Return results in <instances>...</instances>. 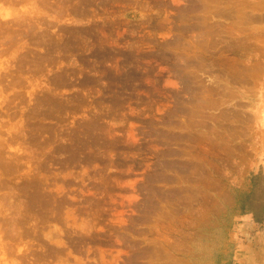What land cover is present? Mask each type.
<instances>
[{
	"label": "rangeland",
	"instance_id": "obj_1",
	"mask_svg": "<svg viewBox=\"0 0 264 264\" xmlns=\"http://www.w3.org/2000/svg\"><path fill=\"white\" fill-rule=\"evenodd\" d=\"M262 162L264 0H0V264H235Z\"/></svg>",
	"mask_w": 264,
	"mask_h": 264
},
{
	"label": "trees",
	"instance_id": "obj_2",
	"mask_svg": "<svg viewBox=\"0 0 264 264\" xmlns=\"http://www.w3.org/2000/svg\"><path fill=\"white\" fill-rule=\"evenodd\" d=\"M248 191L237 192L234 195L235 208L241 216L251 217L253 224L257 229H262L264 225V172L259 171L256 174L248 177ZM228 226L225 230L230 229ZM222 228L213 229V231H222ZM223 243L228 247L226 255L220 253V264H234L232 254V245L228 243L226 232L223 230ZM222 260V261H221ZM223 262V263H222Z\"/></svg>",
	"mask_w": 264,
	"mask_h": 264
},
{
	"label": "crops",
	"instance_id": "obj_3",
	"mask_svg": "<svg viewBox=\"0 0 264 264\" xmlns=\"http://www.w3.org/2000/svg\"><path fill=\"white\" fill-rule=\"evenodd\" d=\"M264 166V162L261 163ZM264 172V170H262ZM256 245H258L256 247ZM242 252V253H241ZM235 264H264V240L257 243H246L242 250L238 251Z\"/></svg>",
	"mask_w": 264,
	"mask_h": 264
}]
</instances>
